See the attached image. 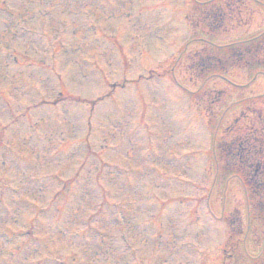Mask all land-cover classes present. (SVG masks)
I'll return each mask as SVG.
<instances>
[{"label": "rangeland", "instance_id": "obj_1", "mask_svg": "<svg viewBox=\"0 0 264 264\" xmlns=\"http://www.w3.org/2000/svg\"><path fill=\"white\" fill-rule=\"evenodd\" d=\"M243 1L239 15L247 20L235 26L232 17L221 33L212 16L216 1L204 0L209 38L199 35L203 25L185 34L188 0H51L21 16L13 12L5 23L26 33L17 31L10 43L7 32L0 35V173L9 176L0 188L26 179L46 186L48 200L58 193L40 212L50 224L36 218L41 233L33 229L28 244L24 233L5 226L7 248L15 238L20 247L48 244L32 256L39 264H264V220L249 218L241 184L214 173L212 154L228 112L239 108L233 105L215 132L219 111L239 92L214 74L225 64L228 75L243 80L250 69L234 46H208L205 62L193 56L202 47L197 37L220 45L262 27L264 15ZM168 61L175 72L165 71ZM204 64L209 77L185 67ZM263 90L260 73L240 95ZM71 96L84 97L76 100L86 110ZM206 109L215 116L211 126ZM16 194L23 229L28 213L42 207L31 197L27 206L22 187Z\"/></svg>", "mask_w": 264, "mask_h": 264}, {"label": "trees", "instance_id": "obj_2", "mask_svg": "<svg viewBox=\"0 0 264 264\" xmlns=\"http://www.w3.org/2000/svg\"><path fill=\"white\" fill-rule=\"evenodd\" d=\"M260 132L262 133L263 139H264V128L261 129ZM262 142H264V140H262ZM255 172H257V169L255 170ZM247 182L250 185V190L252 192V195L256 194L257 193L256 191H257V188H258L259 185L257 183H255V182H253V180H251V179L248 180ZM260 182H261L260 185L264 189V178H261V181Z\"/></svg>", "mask_w": 264, "mask_h": 264}]
</instances>
